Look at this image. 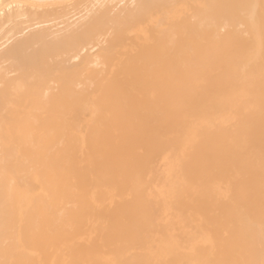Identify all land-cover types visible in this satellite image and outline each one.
<instances>
[{
  "label": "bare ground",
  "instance_id": "bare-ground-1",
  "mask_svg": "<svg viewBox=\"0 0 264 264\" xmlns=\"http://www.w3.org/2000/svg\"><path fill=\"white\" fill-rule=\"evenodd\" d=\"M0 264H264V0H0Z\"/></svg>",
  "mask_w": 264,
  "mask_h": 264
}]
</instances>
